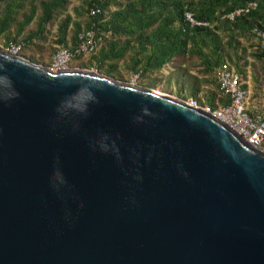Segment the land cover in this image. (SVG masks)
Wrapping results in <instances>:
<instances>
[{"label": "water", "instance_id": "95a60500", "mask_svg": "<svg viewBox=\"0 0 264 264\" xmlns=\"http://www.w3.org/2000/svg\"><path fill=\"white\" fill-rule=\"evenodd\" d=\"M0 264H264V156L179 100L0 51Z\"/></svg>", "mask_w": 264, "mask_h": 264}, {"label": "trees", "instance_id": "16d2710c", "mask_svg": "<svg viewBox=\"0 0 264 264\" xmlns=\"http://www.w3.org/2000/svg\"><path fill=\"white\" fill-rule=\"evenodd\" d=\"M249 2L256 3L253 11L226 18ZM69 6L70 0H0L4 47L19 45L18 56L40 63L25 52L41 54L51 27H55L52 55L58 47L73 49L80 35L92 33L96 48L88 55H73L69 70L93 68L122 80L124 69L137 76L140 87L154 88L167 69L171 71L167 79H173L177 91L188 93L180 101L199 103L202 86H214L211 92L203 91L211 107L218 94L215 70L223 63L243 75L249 56L255 82L258 74L264 84V53L258 48L247 53L245 47L255 39L254 29L264 31V0H81L71 8L73 20ZM92 10L97 12L90 15ZM184 13L205 25L190 27ZM185 57L195 59L199 77L183 67Z\"/></svg>", "mask_w": 264, "mask_h": 264}, {"label": "built area", "instance_id": "2783aa9c", "mask_svg": "<svg viewBox=\"0 0 264 264\" xmlns=\"http://www.w3.org/2000/svg\"><path fill=\"white\" fill-rule=\"evenodd\" d=\"M255 8L256 3L249 2L245 7L227 15L226 18L232 20L234 17L246 14ZM95 12L97 11L92 10L90 15H94ZM184 21L190 27L205 25L195 21L189 13H184ZM252 33L255 37L256 48L264 53V31L254 29ZM95 48L96 45L92 33L80 35L79 43L73 49L57 48L51 57L48 70L52 72L69 70L68 64L73 55H88ZM19 49V45L10 44L5 47L4 52L12 56H18ZM215 82L219 95V99L215 102V107L199 104L194 99L181 102L185 103L189 108L199 110L212 117L228 128L250 148L264 156V98L259 108L256 105H251L249 102V83L246 76L240 74L227 63H223L216 68Z\"/></svg>", "mask_w": 264, "mask_h": 264}, {"label": "rangeland", "instance_id": "374dc122", "mask_svg": "<svg viewBox=\"0 0 264 264\" xmlns=\"http://www.w3.org/2000/svg\"><path fill=\"white\" fill-rule=\"evenodd\" d=\"M80 3H81V0H70V6H69V10L67 13L68 15H70V17H72V20L75 19V17L73 16V13L71 12V8L78 6ZM54 33H55V27H51L49 30V33L46 34V41L42 44L41 54L35 51H29V50L25 52L26 55L32 54L40 62V63H34V62L32 63L40 67L48 69L49 66L47 67V65H49L48 63H50L51 57H52L51 49L55 48V44H53L52 42V40L54 39ZM255 42H256L255 39L252 38L249 42L245 43L247 53H251V51H253L256 48ZM4 43H5L4 37H0V51H3V52L5 49ZM24 59L27 60L25 56H24ZM246 59H247V65L243 67V72H244L243 75L246 76L247 82L249 83V90H250L249 102L251 105H256V107L259 108L262 105V100L264 98V84L260 80V76L258 74H256L257 80L255 82L253 78V70L251 66L253 60L249 56ZM182 62H183V67L189 69V72L192 75L199 77V73L197 71L198 66H197V62L195 61V59L185 57L183 58ZM75 70H80V69H75ZM83 71H87L93 74L104 76L103 74L97 73L96 70L93 68L84 69ZM170 73L171 71L167 69L163 70L161 72L162 80L154 88L140 87L138 80H136L137 76L134 74L132 75L131 73H129L128 71H125L124 69L121 70V74L123 76L122 80H115L114 78H110V77H107V78L115 82H118L120 84H123V85H131L139 89L150 90L151 92L155 94L165 96V97H168L174 100H181V98L184 96H187L188 93L186 91H183V92L180 91V93L177 91V87L173 79H167ZM205 90L208 92H211L214 90V86L203 85L202 89L200 90V93L198 94V97L200 100L199 103L203 105H209L208 98L204 95L205 93H203V91ZM218 99H219V95L217 94L216 96H214V101H213L214 105Z\"/></svg>", "mask_w": 264, "mask_h": 264}]
</instances>
